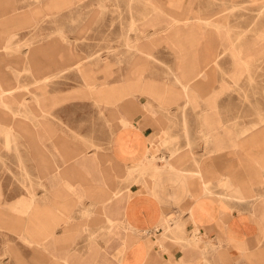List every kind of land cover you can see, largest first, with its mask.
<instances>
[{
	"label": "crops",
	"instance_id": "0c3cea01",
	"mask_svg": "<svg viewBox=\"0 0 264 264\" xmlns=\"http://www.w3.org/2000/svg\"><path fill=\"white\" fill-rule=\"evenodd\" d=\"M95 1L55 0L48 6L53 9H68L69 13L79 15L85 9L86 3L89 2L86 6L91 8L97 5ZM98 3L100 5V2ZM128 3L129 6L135 4L141 8H159L156 0H128ZM54 13L60 14L63 11L59 10ZM28 14L30 15L12 16L15 25L34 24L37 20L34 14L38 12L29 10ZM12 17L5 18L0 15L2 28H9ZM150 20L148 22H151ZM172 21L162 32L148 31L146 29L148 24L138 26L133 22L127 33L123 35L126 52L130 55L128 60L121 56L115 59L105 58L99 53L95 56L98 58L97 61H92L95 53L80 59V54L76 52L75 41L67 42L66 45L69 46L67 50L60 49L56 53V62L59 65L62 64V69L59 66L60 72L55 75L72 72L82 80L81 87L75 92L86 93L98 105L113 107L123 105V109L113 112L109 121L112 122L113 119L118 127L113 140V150L102 152L96 150L88 156H79L78 150L65 151L62 144L61 147L57 146L54 161L49 163L56 173L51 172L50 168L46 169L48 164L43 170L49 175L50 180L61 179L68 184L69 188H75L80 199L82 196L90 197L95 206L101 207L106 223L111 228L116 225L122 228L125 232L122 248L121 244L117 243L112 251L116 253L119 248L121 249L118 264H264V194L254 192L252 187L255 183L264 185V111L259 108V104L254 106L257 121L252 124L251 128L244 129L236 137L238 150L247 152L250 156L247 162L258 169L256 177L249 180L251 189L245 190L237 186L232 180L233 177L222 178L223 173H220L221 178L218 177V173L216 176L209 174L207 168L196 160H194L196 170L183 166L176 168L174 164H170V160L161 157L158 159L164 164L161 166L160 163H156L157 156H161V153H158L159 146L172 145L176 141V138L168 132L164 134V137H159L162 130L166 131L161 125L162 122L174 118L171 111L173 105L180 103L183 105L181 121L189 151L192 152L193 142L187 128L186 109L191 104L201 102L204 98L201 89L207 92L208 88L214 85L215 77L220 73L215 71V68H223L220 56L227 53L224 51L218 57L210 58L215 50L212 52L195 48L190 50L178 48L175 53L179 58L175 60V66L169 68L170 82L161 83L147 79L145 73L148 71V63L155 60V51L161 40L160 33L165 32L166 40L179 38L200 43L208 39L200 25L202 19L185 16L174 18ZM194 21L198 24H192ZM172 30L174 34L169 36L168 33ZM59 35L62 41L70 40L62 29ZM261 35L264 36V32L258 34V37L260 38ZM15 36V33L10 35L7 33L3 46L5 50L12 48L11 43ZM82 38L84 34H79L75 39L81 40ZM61 45L65 46V43L61 42ZM228 53L232 56L245 54L238 49L230 50ZM247 54L253 55V52H247ZM124 59L128 62L127 71L120 78L116 77V69H120L125 62ZM254 61V58L233 59L239 73L246 72L241 70L245 64L249 72ZM241 64L244 65L241 66ZM98 66L101 68L96 70ZM41 71L42 69L38 70L39 73ZM98 71L104 74L102 82L97 79ZM250 77L253 79L252 76ZM47 79L50 78L46 77L42 81L37 79L36 82L47 84ZM233 83L239 85L238 80ZM7 86L8 83L0 76V109L6 110V115L12 121L19 123L17 125L1 124L3 129L0 133L5 135L3 148L11 151L16 149L18 137L28 136V131L24 127L27 125V119L38 122L41 121L40 117H45L47 113L43 109V103L48 99L46 98V87H42L44 89L42 95H35L33 100L37 106H41L42 114H36L27 100L26 103L17 100L15 88L9 89ZM140 96H146L147 101L139 100ZM57 102H59V97L54 99V104ZM144 114L151 118L154 117L155 121L147 120ZM208 116L206 114L207 118ZM222 127L224 128V125ZM201 133L206 144L213 142L212 140L216 137L213 130H207L204 133L201 131ZM220 143L217 142L214 151L221 150L222 144ZM176 151L178 150L174 149L173 153ZM48 158H53V156H47L46 159ZM0 160H2L1 155ZM40 164L43 166L42 162ZM3 165L7 166L6 162H3ZM153 165H157V170L151 172V175L156 177L147 180L148 189L139 184L128 189L126 195L121 193V190H117V180L113 178V175L118 174L117 177L121 179H132L135 173L142 172L143 174L146 166L153 167ZM20 167L24 177L25 168L22 161H20ZM62 175H66V179ZM28 178L29 176H25L21 181L23 186H26ZM195 179L199 181L192 187L191 182ZM74 181L79 182L77 188L72 184ZM137 182L140 181L137 179ZM214 183L213 190L210 185ZM183 187H187V190L191 189L190 196L184 192ZM219 187L225 193H222ZM210 190L215 191L214 197H209ZM5 198L6 196L0 189L1 236L7 238L8 234L14 233L22 243L47 250L56 264H81L83 262L84 259L69 252L56 255L57 251H49L40 240L42 236L46 237L49 239L50 247L54 248L61 242L69 244L73 241L72 238L79 231L75 234L74 229L70 227L72 223V218L69 216L71 201L64 202L68 205V216L63 218L57 214L58 193L54 192L43 200L37 199V195L31 190L29 196H23L14 203L5 201ZM92 213L91 209L84 211V215ZM31 217L32 219L29 220ZM61 222L67 228L64 233L65 239H61L63 236L60 238L56 233ZM82 228L84 231L88 229L87 226ZM173 239L179 241L176 242ZM5 243L8 253L13 252L8 239ZM92 248L94 247H90ZM97 257L98 252L93 251L83 264H94ZM15 258L18 262L21 261L19 257L15 256Z\"/></svg>",
	"mask_w": 264,
	"mask_h": 264
},
{
	"label": "rangeland",
	"instance_id": "374dc122",
	"mask_svg": "<svg viewBox=\"0 0 264 264\" xmlns=\"http://www.w3.org/2000/svg\"><path fill=\"white\" fill-rule=\"evenodd\" d=\"M54 1L0 0V15L5 18L27 16L30 15L29 10L38 12L34 14L37 18L34 24L15 25L12 17L9 28H2L0 25V76L8 83L9 89L15 88L17 100L25 101V103L27 100L36 114L42 113L33 100L35 95H42L44 91L42 87H46V98L48 99L43 103V109L47 114L44 118L40 117L41 121L38 122L27 119V125L24 127L28 131V136L17 138L16 149L5 150L3 148L5 135L0 133V155L2 156L0 189L6 196L4 200L12 203L23 196H29L31 190L35 192L37 199L43 200L54 192L58 193L57 214L63 218L68 216V205L64 202L71 201L69 216L72 218V223L70 227L74 229L75 234L79 231L69 244L61 242L56 248L50 247L49 239L42 236L40 240L43 246H46L49 251H57L56 255L69 252L79 256L84 259L81 264L89 259L93 251L98 252L94 264L119 263L121 249L119 248L116 253L112 251L117 243H120L122 248L125 237L122 228L119 225L111 228L106 223L101 207L95 206L90 197L82 196L80 199L75 188H69L68 184L61 179L50 180L49 175L43 169L48 164L46 169L50 168L51 172H55L49 163L54 161L57 146L61 147L62 144L65 151L78 150L79 156H88L96 150L97 152L113 150V140L118 127L115 125L116 121L113 119L112 122L109 121L113 112L122 110L123 105L101 106L86 93L75 92L81 87L82 80L72 72L55 75L60 72L59 66L62 69V64L59 65L56 62V53L60 49L67 50L69 47L66 45L67 42L75 41L76 52L80 54V59L95 53L92 61H97L98 58L95 56L99 53L105 58L115 59L121 56L128 60L130 55L126 52L123 35L127 33L133 22L138 26L148 24L146 27L148 31L162 32L173 22L174 18L189 16L193 19H202L200 25L208 38L200 43L179 38L166 40L165 32L160 33L161 40L155 51V60L148 63V71L145 73L147 79L161 83L170 82L169 68L174 67L175 60L179 58L175 53L178 48L215 50V52L212 51L214 54L210 58H216L222 52L227 51L220 56L223 70L219 67L215 68V71L220 73L215 77L214 85L209 87L207 92L201 89L204 98L199 104H191L186 109L187 128L193 142L192 152L189 151L181 121L183 105L182 103L173 105L171 111L174 118L162 122L161 125L166 131L162 130L159 137H164V134L168 132L176 138V141L172 145L159 146L158 153H161V156H157L156 163H160L161 166L164 164L158 159L161 157L170 160V164H174L176 168L183 166L196 170L194 162L196 160L207 168L209 174L216 176L218 173V177L221 178L220 173H223L222 178L233 177L232 180L237 186L245 190L251 189L249 180L256 177L258 169L247 162L250 158L247 152L238 150L236 137L244 129L251 128L252 124L257 121L254 115L255 104H259V108L264 111V36L258 37V34L264 32V0H156L159 3L158 9L141 8L135 4L129 6L128 0H96V6L92 5L93 7L87 8L89 6L86 5L89 2L86 3L85 9L79 15L71 14L68 9L64 8H49L48 5ZM98 2L102 5L100 6ZM59 10L63 13H54ZM187 12L190 14H186ZM149 19L151 22H148ZM192 24L198 23L194 21ZM61 29L66 32L70 40L60 39ZM173 31L168 33L169 36L174 34ZM7 33L8 35L16 34L10 50H5L3 47ZM79 34H84V38L76 40ZM61 42L65 43V46H62ZM233 49L241 50L245 54L232 56L228 51ZM247 52H253V55ZM234 58H254L255 61L249 72L245 64L241 70L246 72L239 73L233 62ZM127 63L125 60L120 69H116V77L120 78L126 73ZM100 68L101 66H98L96 70ZM39 69H42L41 73L38 72ZM236 74L239 76H235ZM46 77L50 78L47 79V84L36 82L37 79L42 81ZM116 77L115 79H119ZM97 79L100 82L104 81L102 71H98ZM236 80H238V86L233 83ZM58 97L59 102L54 104V99ZM139 100L146 102L147 97L140 96ZM6 113V110L0 109V130L3 129L2 123L19 124L18 121H12ZM206 114L209 115L208 118ZM144 116L149 121H155L154 117L151 118L146 114ZM207 130H213L216 134L213 142L208 144L205 143L201 133ZM217 142H222L220 143L222 147L221 150L214 151ZM174 149L178 151L173 153ZM40 156L42 158H38ZM47 156H53V158L46 159ZM20 161L24 164V177L29 176L26 179V186L21 184L24 177L21 173ZM3 162H6L7 166L3 165ZM41 162L43 166H40ZM155 170H157V165L146 166L143 174L142 172L135 173L132 179L128 178L129 180L117 177L118 174L113 175V178L117 180V190H121V193L126 195L128 189H132L134 185L141 184L148 189L147 180L156 177L151 175V172ZM60 173L63 172L60 171ZM62 176L66 179V175ZM137 179L140 182H137ZM198 181L195 179L191 182L192 187ZM72 184L77 188L79 182L74 181ZM210 187L214 190L215 183ZM252 187L254 192L264 194L263 184L255 183ZM219 188L222 193H225L221 187ZM184 192L188 196L192 193L190 188L187 190V187L184 188ZM208 195L214 197L215 191L210 190ZM86 209H91L93 213L84 215ZM83 226L88 227L87 231H84ZM66 229L65 224L61 222L56 230L58 237L63 236L61 239H65ZM7 239L10 247L13 248L11 253H8L5 243ZM173 240L178 242L177 239ZM187 242L190 241L187 240ZM90 247L94 248L90 249ZM15 256L21 261L18 262ZM3 262L4 264H56L47 250L22 243L14 233L8 234L7 238L0 234V264Z\"/></svg>",
	"mask_w": 264,
	"mask_h": 264
},
{
	"label": "bare ground",
	"instance_id": "6f19581e",
	"mask_svg": "<svg viewBox=\"0 0 264 264\" xmlns=\"http://www.w3.org/2000/svg\"><path fill=\"white\" fill-rule=\"evenodd\" d=\"M146 3H147V2H146ZM151 5H152V4H151ZM260 37H261V36H260ZM262 37H263V36H262ZM262 37H261V38H262ZM68 57H69V56H68ZM93 68H94V67H93ZM40 107H41V106H40ZM42 112H43V111H42ZM9 137H10V136H9ZM211 140H212V139H211ZM12 146H13V145H12ZM149 160H150V159H149ZM153 160H154V159H153ZM151 161H152V160H151ZM23 185H24V184H23ZM221 197H222V196H221ZM166 225H167V224H166ZM178 241H179V240H178Z\"/></svg>",
	"mask_w": 264,
	"mask_h": 264
}]
</instances>
